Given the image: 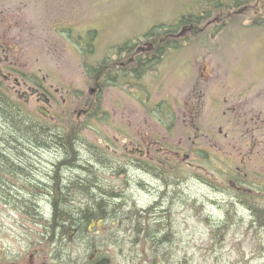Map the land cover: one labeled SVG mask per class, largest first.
Segmentation results:
<instances>
[{
  "label": "flooded vegetation",
  "instance_id": "obj_1",
  "mask_svg": "<svg viewBox=\"0 0 264 264\" xmlns=\"http://www.w3.org/2000/svg\"><path fill=\"white\" fill-rule=\"evenodd\" d=\"M33 1L0 0V93H16L19 103L53 122L57 100L51 89L60 88L54 87L50 75L36 72L28 41L40 31V23L44 32L51 33L52 18L48 7L43 17L40 11L36 29L35 20L26 14ZM248 2L201 5L198 12L154 22L144 32L100 52L95 46L96 29L84 28L73 37L81 56L82 84L89 87L88 94L80 95L75 122L65 128L84 153L78 165L109 163L111 176L123 177L126 188L135 181L142 194L131 199L126 190L124 194H17L27 197L31 206L11 207L20 214L16 227L24 232L16 243L0 235V264H193L191 230L177 226V214L191 210L193 204L191 194H181L179 183L193 178L220 198L221 243L235 224L264 234V127L255 125L262 111L255 109L252 86L237 79L202 76L166 79L161 71L170 66L176 72L180 65L172 55L186 49L195 35L215 37L220 25L234 16L212 17L213 9L229 5L244 10ZM54 28L72 35L63 20ZM108 87L126 90L140 104L137 127L124 129V121H119L123 115L110 126L112 115L99 112ZM62 102L66 103L65 97ZM85 131L102 132L100 144H91ZM216 135L222 138L212 144L217 151L213 154L201 141Z\"/></svg>",
  "mask_w": 264,
  "mask_h": 264
},
{
  "label": "rangeland",
  "instance_id": "obj_2",
  "mask_svg": "<svg viewBox=\"0 0 264 264\" xmlns=\"http://www.w3.org/2000/svg\"><path fill=\"white\" fill-rule=\"evenodd\" d=\"M263 1L249 0L244 10L243 7L237 9L229 5L223 8L224 10L213 9L210 13L212 17L227 14L234 16L225 20L224 25H220V32L215 37L202 39L201 34L195 35L186 49L178 50L175 57L172 55V60L180 65L176 68V72H173L170 66L161 67L166 79L189 80L202 76V78L224 81L237 79L242 85L249 83L255 94V109L258 113L260 110L262 111L260 120L256 119L257 123L255 124L260 127H264ZM231 2L233 0H35L29 3L26 14L29 19L35 20L36 29L40 27L39 21L36 19L40 17V11L42 13L48 7V11H50L48 15L52 18L51 33L44 32V25L40 23V31L28 39L33 51L31 59L36 60L37 63L36 72L40 76L50 75L54 87L60 88L58 92L51 89V93L57 100V105L51 113L55 117V121L50 122L44 119L49 123L47 132L68 128L70 123H74L75 110L83 100L80 95L84 97V93H89V87L82 84L81 56L75 49L78 44L72 42L73 37L84 28H94L98 31L99 38L95 46L98 47L97 52H100L105 48L121 44L125 38L131 35L144 32L154 22L177 19L181 15H191L198 12L201 5L230 4ZM61 20L65 22L69 32L72 29V35L69 36L66 32L60 33L55 28L53 29L54 26L59 25ZM198 38L208 45L203 46L197 43ZM206 48L211 51L204 52L203 50ZM203 56L204 60H202ZM195 60L202 63L197 64ZM198 65H201V69ZM164 86L161 90L162 93L165 91ZM2 95L17 104L18 113L22 114L23 120H27L29 117H39L32 107L18 102L16 93L10 94L5 91ZM102 95L99 112L106 111L112 115L109 119L110 126H112L114 118L117 120L120 115H123L124 118L119 121L122 124L124 121V129L137 127V121L140 122L138 116L142 115V107L126 90L122 93L120 89L108 87L104 89ZM62 97L66 98L65 104L62 102ZM219 124L223 127L224 132L227 131L223 120ZM1 125L2 119L0 118V127ZM217 130L218 127L214 132L217 133ZM102 132L96 134L94 131H85L87 133L85 135L91 144L97 146L100 144L98 138L103 136ZM193 138L195 137L193 136ZM205 138L206 136L202 137L203 144L201 145L207 152L216 154V149L211 146L216 144L222 135ZM229 139L232 140L231 135H229ZM0 148H4V146L0 145ZM77 149L78 153L73 155L74 162L80 161L81 155L84 154L81 148ZM46 150L47 148L37 147V150L32 153L36 154L37 160L32 157V161L34 160L36 163H34L31 178L39 182H42L39 180L40 178L46 181L50 180L54 171L51 162L56 158L54 154L50 155ZM57 159L56 161L62 160L59 157ZM68 159L72 161L70 157ZM111 167L109 163H103L98 166L90 165L89 168H85L84 172H76L72 167L69 170H66L67 167H65L62 171L65 179L70 175L85 176L90 173L103 192L124 194V190H126L125 193L129 199L138 198V195L142 193L137 189V183L131 180L130 185L128 184L129 188H126L127 185L124 183L123 177L111 176L108 173ZM5 175L3 176L10 181V185L16 187V190L12 191L13 194H21L26 191L22 178L17 176V178L11 179L9 175ZM46 185L43 183L38 190L33 192L47 194ZM179 185L178 189L181 194H191L192 196V209L184 214H177V226L188 227L191 230L194 251L193 264H264V234L262 231L248 229L245 224L239 226L235 224L226 231L224 244L221 243L217 225L222 218L223 209L220 206L218 194L210 192L195 178L191 181L182 180ZM11 207L0 199V235H5L8 242L16 243L19 235L24 231L16 227L15 220H18L20 214L13 211ZM229 217L234 220L232 214ZM222 245L223 249L220 251L219 247ZM217 252L221 258L218 262L216 261Z\"/></svg>",
  "mask_w": 264,
  "mask_h": 264
},
{
  "label": "trees",
  "instance_id": "obj_3",
  "mask_svg": "<svg viewBox=\"0 0 264 264\" xmlns=\"http://www.w3.org/2000/svg\"><path fill=\"white\" fill-rule=\"evenodd\" d=\"M18 111L17 104L0 93V118L2 119L0 145L4 146V148H0L1 200L11 206H31L27 197L18 198L17 194H13L12 191L16 190V187L10 185V181L3 176L5 174L9 175L11 179L18 176L24 180L23 185L26 186V191L21 194H35L33 191L38 190L43 183L47 184L45 186L47 194H93L94 192L96 194V191H98L97 194L105 193L100 190L90 173L85 176L78 174L77 176L70 175L67 179L64 178L62 169L65 167H67L66 170L73 168L76 172H84L89 168H81L78 161L74 162L73 160L75 154L78 153L77 148H79L73 135L66 133L65 128L57 131L52 130L48 133L49 123L43 118L29 117L26 118L27 120H23L22 114H19ZM37 147L47 148L46 151L50 155L54 154L56 158L51 162L54 171L50 180L46 181L40 178L39 180L42 182H39L31 178L34 163H36L34 160L32 161L36 154L32 153L37 150ZM58 157L62 160L56 161ZM69 157L73 162L68 159Z\"/></svg>",
  "mask_w": 264,
  "mask_h": 264
},
{
  "label": "water",
  "instance_id": "obj_4",
  "mask_svg": "<svg viewBox=\"0 0 264 264\" xmlns=\"http://www.w3.org/2000/svg\"><path fill=\"white\" fill-rule=\"evenodd\" d=\"M40 112L42 113V114H44L45 116H48V112L47 111H45L44 109H42V108H40Z\"/></svg>",
  "mask_w": 264,
  "mask_h": 264
}]
</instances>
